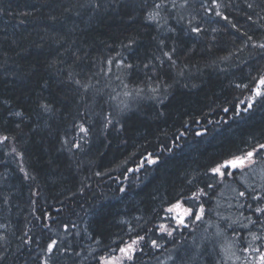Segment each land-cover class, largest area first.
<instances>
[{"label":"trees","instance_id":"trees-1","mask_svg":"<svg viewBox=\"0 0 264 264\" xmlns=\"http://www.w3.org/2000/svg\"><path fill=\"white\" fill-rule=\"evenodd\" d=\"M99 2L103 6L93 9L89 0H0V134L16 137L19 153L0 146V235H6V250L0 247L6 259L0 264H40L41 247L50 237L61 246L70 245L71 254L61 257L60 264H97L93 256L108 258L111 249L118 255L117 244H130L137 233L145 240L134 264H160L158 258L170 249L167 237H151L149 229L165 223L169 202L188 187L184 178L199 179L214 160L264 143L261 101L249 118L239 106L241 96L250 95L264 75V56L259 54L264 50L251 47L264 43V0H218L227 5L219 11L253 36L249 47L224 63L221 58L236 52L247 38L215 15L212 0H189L183 20L169 16L174 32L145 24V4L153 0ZM65 7L73 11L65 12ZM192 17L193 25L204 30L199 36L187 32ZM130 39L135 44L128 48ZM161 40L164 50L176 49L185 70L163 105L145 98L115 115L105 110L104 97L67 83L66 71H74L79 73L76 79L96 87L106 77L101 70L113 69L106 71L107 59L116 57L137 66L138 71L119 69L128 89L143 87L149 71L143 65H159ZM50 63L54 67L49 68ZM33 69L38 75H32ZM128 72L131 75H125ZM46 102L53 109L50 115L39 109ZM236 116L243 121L228 126L202 149L205 134L218 120L222 125ZM108 119L121 131L111 124L105 128ZM74 125H84L90 133L84 136ZM183 136L200 147H192ZM64 141L80 142L82 150H69L70 143ZM149 154L157 162L136 171ZM25 232L39 245L23 244ZM154 239L162 245L159 250L151 245ZM185 247L177 250L176 264H215L214 258H219L212 251L193 259L192 245Z\"/></svg>","mask_w":264,"mask_h":264},{"label":"snow or ice","instance_id":"snow-or-ice-1","mask_svg":"<svg viewBox=\"0 0 264 264\" xmlns=\"http://www.w3.org/2000/svg\"><path fill=\"white\" fill-rule=\"evenodd\" d=\"M118 2V0H117ZM88 6L93 9H99L103 5L100 4L99 0H89ZM189 6V0H153L151 5L145 4V11L143 13L144 22L146 25H155L156 30L160 31L163 28H167L168 32H174L175 29L168 26V17L171 16L177 20L184 19V13L187 11ZM204 8H208V5H201ZM84 7V5H80ZM211 7L217 9L215 15L225 20L231 24L232 29L239 32L241 37H246L247 39L242 41L240 48L236 52H230L228 56L221 58V63L227 62L232 56H235L237 52H242L245 48L249 47V42L253 41V36L249 35L247 32L242 31L237 27L236 24L232 23L228 16L223 15L219 9L221 7H227V5H222L218 0H212ZM249 9H253L254 5L247 4ZM65 12L73 11L72 7H65ZM30 14V13H28ZM77 14H79L77 12ZM259 15V14H257ZM55 20V17H52ZM192 17L189 19V27L187 32L196 36H199L203 29L199 27L198 24L193 25ZM247 19L255 24L256 21L252 19L251 15H248ZM260 19H264L261 16ZM23 23V21H21ZM216 31V29H213ZM55 40V38H53ZM57 44L61 41L55 40ZM135 44V40L130 39L129 44L126 47L131 48ZM166 47L165 42L161 40L159 42V48L162 56L158 57L159 65L152 63L151 67L149 63L143 65L144 69L149 71L145 72V77L147 82L144 83L143 87L137 86L135 89L127 90L128 85L124 83L123 79L119 76L120 83L123 85L124 91L123 95L125 97L138 98V99H150L156 101L158 104L163 105L165 100L172 94L171 89L173 85L177 82V77H182L185 74V70L178 64L176 57V49L173 48L171 51L164 50ZM252 48H258L264 50V43H252ZM264 56V51L259 53ZM117 57L121 54L117 53ZM126 58H121L119 60L116 57H111L107 60L108 65H113L117 68L137 70V66L131 63H125ZM54 67V64H49V68ZM223 70V69H222ZM104 75H109V72H103ZM150 72V74H149ZM32 75H38L36 69H33ZM125 75H131V72L125 73ZM67 83L74 84L77 89H82L85 94H88L95 90V94L99 95L100 89L95 88L94 85L89 81L84 83L81 79H76L79 73L74 71H66ZM171 81V83H169ZM143 83V81H142ZM237 88L241 87L240 84L236 85ZM247 87V85H244ZM264 88V75L258 78L257 88L254 92L253 99L257 97H264V92L260 89ZM114 99V97H113ZM249 107L252 106L250 102ZM119 108V105H117ZM128 104H124V107L120 109L121 113L125 109H128ZM41 113L45 115H50L53 109L49 103H41L39 105ZM228 109H225L227 111ZM13 115L20 117L21 112H15ZM111 115V114H110ZM163 115V113H161ZM120 123V121H117ZM111 124L116 131H121V129L115 128V124L112 119H108L105 124V128ZM17 128L20 127L19 124L16 125ZM78 127L79 132L87 136L90 133V129L86 128L84 125H74ZM76 138H73L75 141ZM16 137H10L9 135L0 134V146L9 147L11 146V153H16L17 148L15 146ZM83 140V137L80 138ZM67 146L70 142L64 141ZM77 149L82 150L80 142H71L69 150ZM157 161L149 156L144 157L141 161L139 167L136 171L145 167V164L152 165ZM21 171L24 172L25 178H28V173L24 171L23 167ZM128 171H133L128 169ZM96 175H100L99 172ZM127 179V177H125ZM34 179V177H32ZM186 181L188 187L186 190H182L175 202H169L171 206L166 208L168 213H175L170 217L171 220L175 222V227L160 225L159 230L164 235L175 240L174 232L178 229H188L192 224H203L205 222V217L209 216L212 211H216L217 221L215 225H209V227H214L215 231L208 232L205 237L204 243L206 245L210 244L212 246L211 250L216 252L217 247L219 251L216 255L219 257L216 260V264H237V261H241L242 264H264V143L259 144L258 147H252L250 150H239L237 153H230L229 155L219 159L214 160L210 163L204 172L203 177L197 179L193 177L191 179L184 178V183ZM212 181V182H208ZM223 186V188H221ZM220 189L219 195H217V190ZM223 189H228L231 192V196L227 198V208L235 209V211H230L228 215H223L221 209L224 205L221 204V199L223 198ZM121 192L125 189L121 188ZM213 196H216L215 208H208L206 206L207 201L211 200ZM182 209V211H177ZM244 210V211H242ZM44 228H48L47 224L42 225ZM75 226V225H73ZM66 233L69 232L67 224L64 226ZM151 231V229H149ZM207 232V229H205ZM231 233V236L228 233ZM246 234V235H245ZM79 235V233H77ZM67 239V237H65ZM145 240V236L139 235L137 233V238L132 240L129 244L127 242H122L123 246L117 244L119 250V255H115L116 249H111L108 258L104 255L93 256V259H98V264H134L136 259V252L142 251L141 241ZM22 243L27 245L30 243H36L39 245V240H33L27 232L24 233V238ZM116 244V241H112ZM96 244L100 245L101 240L97 239ZM151 245L154 249L159 250L162 245L158 243L157 240H152ZM0 247L6 250V235H0ZM69 246H61L57 239L49 238L44 246L41 247L42 258L40 264H60V258L66 255H70ZM107 247V246H106ZM90 251V255L92 253ZM176 251V250H174ZM208 252L207 247L202 251L198 247L196 249L193 259L203 257ZM242 253L243 255H240ZM75 256H80V252H75ZM179 258V252L174 257L172 252H169L168 259L173 260L176 264V260ZM6 256L0 252V261H4Z\"/></svg>","mask_w":264,"mask_h":264},{"label":"bare ground","instance_id":"bare-ground-1","mask_svg":"<svg viewBox=\"0 0 264 264\" xmlns=\"http://www.w3.org/2000/svg\"><path fill=\"white\" fill-rule=\"evenodd\" d=\"M202 5H203V3H202ZM109 67L115 68V64H113L111 66L107 65L106 71L109 69ZM119 69L120 68L116 67V74H110L109 76H106L105 78H103V81L95 87V88L100 89V93H101L99 95H97V94H95V95L99 96V97H104V99L106 100L107 105H105V110H108L112 114H115V115H116V113L117 114H122L120 109H122L124 107L125 103L128 104V106H129L128 109L124 110V112L126 113L132 107H134V105L137 104L138 101L141 100V99H138V98L125 97L123 95V93H124V91H126V89H124L123 85L120 83V79H117L118 76L122 79V77L120 76V72L121 71ZM127 90H130V89H127ZM250 90H251L250 91V93H251L250 95L253 97L255 91H254V89H250ZM93 93H95V90H93ZM246 95H247V92L244 95L241 96V98L242 97L243 98L241 99V101L239 103V106L244 108V113H242V114L246 118H249L252 115H255L253 112H251V110H252L253 107H255V104H258V107L260 106L259 105V101H261V107H264V99H260V100L251 99V100H248L247 102H245L244 100L246 98H244V97ZM113 97H114V99H113ZM250 102L252 103L251 107L248 106ZM117 105H119V108L117 107ZM238 118L239 117L236 116V117H234L232 119V121H229V122L222 121V123H223L222 125L218 124L219 121H220V120H218L217 125H215L212 129H210V131L207 134H205V136L203 135L204 136V140L202 141V144H200L201 147H203L202 149H205V147L208 145V143L213 141V140H211L213 137L216 138V137H219V136L223 135L224 132L226 131V128L228 126L233 127L235 124H238L239 122L243 121V120H239L238 121ZM180 131L181 130H177V133H179ZM200 135H201V133H196V137H199ZM183 138L186 139V141H188L192 145V147H194V148L200 147V145L199 146L196 145V143L192 139V137L183 136ZM202 149H200V150L202 151ZM203 175H204V173H202L201 177H203ZM208 182H212V181H208ZM134 218H135V216H134ZM159 226L160 225H155V226H153L151 228V231H150L151 237H154L156 235L162 236V234H160L161 232L159 230ZM172 227H175V225L172 226ZM1 229L2 228H0V230ZM179 230H182L183 232H186L185 229H179ZM176 233H178V231H176ZM229 233H228V235H229ZM165 237H167V236L163 235V239ZM189 250L191 252V256H192V254L194 252H196L193 249H189Z\"/></svg>","mask_w":264,"mask_h":264},{"label":"rangeland","instance_id":"rangeland-1","mask_svg":"<svg viewBox=\"0 0 264 264\" xmlns=\"http://www.w3.org/2000/svg\"><path fill=\"white\" fill-rule=\"evenodd\" d=\"M110 74H116V66H115V68H113L109 72V75ZM109 75H105V76H109ZM256 88H257V84L252 89H254V91H255ZM260 90L262 92H264V88H261ZM253 97L251 95L247 94L244 97V98H246L244 101L247 102L248 100L253 99ZM257 99H264V97H257ZM255 100H256V98H255ZM221 188H223V186ZM219 192H220V189L217 190V195H219ZM230 196H231L230 190L223 189V198L221 199V204L224 205V208L220 210L223 215H228L230 211H235V209H228L227 208V198ZM216 198H217L216 196H213V198L211 200L207 201L206 206L208 208H215ZM164 211L166 213L167 218L165 219V221H163L165 223H160V225H165L166 227H167V225L168 226H174L175 222L170 219V214L174 215L175 213H168L166 211V209ZM177 211H182V209L177 210ZM122 223H125V222H122ZM216 223H218L217 214H216V211H212L209 216L205 217V222L203 224H192V225H190V227L188 229H185L186 232H183L182 230L178 229L177 230L178 234H176V236H174L175 240H173L172 238H170L166 235L168 237L167 238V245L170 247V249L168 251L162 252L163 256L158 258V262L160 264H172L173 260L168 259L169 252H172L173 256L175 257V255H177V250L182 246H186V247L191 248V245H192L194 251H196L197 247L200 250H203L207 247L208 252L209 253L212 252V250H211L212 246L210 244L206 245L204 243V240H205V237L207 236L208 232L215 231V228L209 227V225L210 224L215 225ZM157 225H159V224H157ZM205 229H207V232L205 231ZM160 234H162V236L164 235L163 233H160ZM229 236H231V233H229ZM195 243L196 244L198 243L199 246H196ZM181 244H183V245H181ZM174 250H176V251H174ZM218 251H219V248L217 247L216 252H218ZM240 255H243V254L240 253ZM165 257H167V258H165ZM217 259H218L217 257L214 258L215 264H216ZM237 264H242V262L237 261Z\"/></svg>","mask_w":264,"mask_h":264}]
</instances>
